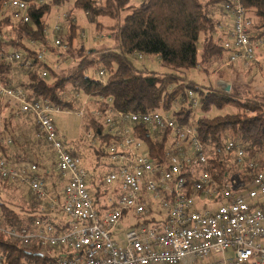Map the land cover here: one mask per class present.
<instances>
[{
  "label": "built area",
  "instance_id": "2783aa9c",
  "mask_svg": "<svg viewBox=\"0 0 264 264\" xmlns=\"http://www.w3.org/2000/svg\"><path fill=\"white\" fill-rule=\"evenodd\" d=\"M4 8L11 23H29L30 3L6 0ZM222 10L215 35L226 65L247 69L264 51V39L251 34L252 20L240 0H228ZM69 17L67 11H57L53 23L42 30L43 42L28 41L34 56L11 49L2 60L48 78L47 51L57 50L54 55L62 60L70 48L66 42ZM97 77L105 84L106 71L98 70ZM87 97L93 98L95 106L91 115L105 128V141L93 128L86 134L91 145L98 139L105 144L95 157L96 168L104 170L97 179L73 150L65 148L54 125L62 109L46 98L29 99L24 87L5 86L0 77V100L14 107L15 116L32 119L37 137L54 152L55 172L63 182L60 191L52 192L36 164L13 167L0 152V182L25 184L42 217L30 228L18 229L4 225L0 211V236L38 247L39 255L51 264H264L263 160L250 159L245 146L230 138L219 145L204 143L191 121L182 123L163 110L116 111L111 100H105L107 106L97 112L96 103L103 99ZM72 98L81 107L90 103L81 102L79 91ZM185 101L194 110L199 106L192 90L186 91ZM174 111H179L178 105ZM77 113L84 116L83 111ZM141 131L148 142L140 137ZM4 142L12 144V139ZM155 143L163 144L156 157L150 153ZM216 156L223 158V181L211 173V159ZM128 215L136 222L118 230ZM0 264L13 263L0 252Z\"/></svg>",
  "mask_w": 264,
  "mask_h": 264
},
{
  "label": "trees",
  "instance_id": "16d2710c",
  "mask_svg": "<svg viewBox=\"0 0 264 264\" xmlns=\"http://www.w3.org/2000/svg\"><path fill=\"white\" fill-rule=\"evenodd\" d=\"M5 1L0 0V77L5 86L12 85L11 72L20 71L19 66L13 68L2 60L5 53L18 49L34 56L35 50H31L27 42H43L42 30L48 25V17L53 10L68 8L69 19L71 16L77 19L75 11H81L95 28L101 32L108 31L105 36L111 38L113 46L89 52L94 59L92 61L83 55L82 50L73 48L77 25L72 22L66 42L71 47L68 50L70 56L74 55L77 60V66H69L60 72L46 69L49 72L46 79H41L35 72L22 71V76L28 73L26 83L19 80L17 84L26 89L29 99L46 98L62 110L71 111H78L77 102L69 96L76 91L85 96L94 95L96 100L103 99L96 103L97 112H102L107 106L105 100H111L112 108L123 112L169 110L178 105L179 111L175 116L186 124L194 116V109L185 101L186 91L192 90L198 96L203 110L210 106L221 109L223 105H230L234 109L233 113L213 119L203 118L192 123L202 142L219 145L230 138L245 146L250 159L264 161V96L257 98L252 94L249 97L248 93L245 98L235 97L236 95L213 86L198 87L177 74L192 68L207 72L215 64L223 62L225 52L220 45V38L215 39L214 35L215 25L224 14L222 7L228 0H140L139 3L136 0H43L41 5L38 0H23L30 3L28 24L11 23L9 11L2 10L5 9ZM240 3L252 20L251 34L264 39V0H240ZM101 17L108 18L112 26L103 28L98 22ZM70 50L74 52L71 53ZM143 56L156 57L164 73L151 71L144 66L134 67L131 57ZM93 63H96L94 66L98 70L106 71L105 84L85 73L93 67ZM5 102L7 107L6 117L2 120V133L9 135L4 137L1 133L0 140L4 139L0 141V152L13 167L27 162L36 164L40 169L44 160L37 154L45 150L50 153L49 159L55 167L54 152L42 137H37V131V139L29 140L27 131L13 123L15 118L22 119L26 115L15 116L14 107L8 105V101ZM87 118L86 127L93 128L96 135L101 133L104 137L101 141H105L100 120L93 115ZM8 137L12 139V144L4 142ZM140 137L148 142L144 131H141ZM22 143H30L31 146L19 152L17 145L22 146ZM162 146L161 143L153 144L150 148L151 155L156 157ZM94 153L96 156L101 155L100 151ZM211 161L214 163L211 173L216 179L223 181L226 172L223 158L216 156ZM245 173L251 179L250 171L246 169ZM24 202L27 205H17L18 211L8 206L13 202H7V206L0 202L4 225L18 229L30 228L37 218H42L34 197L29 195V200ZM0 252L13 264H51L45 255H39L38 247L24 246L2 235Z\"/></svg>",
  "mask_w": 264,
  "mask_h": 264
},
{
  "label": "rangeland",
  "instance_id": "374dc122",
  "mask_svg": "<svg viewBox=\"0 0 264 264\" xmlns=\"http://www.w3.org/2000/svg\"><path fill=\"white\" fill-rule=\"evenodd\" d=\"M139 2H140V0H136V3H139ZM66 9H68V8H61V9H58V11L63 12ZM68 10H66V11H68ZM55 13H56L55 10H53L50 13V15L48 17V21H47V23L49 25H51L53 23V17L55 15ZM75 15L77 17V19H75V23L77 26H76V30H75L73 48L77 47L76 49L82 50V52H84V54H83L84 56H86L89 59H91L92 61H94V59L91 57L89 52H91L92 50L97 49V48L112 47L113 44H112L111 38L105 36L108 34V31L107 32H105V31L101 32L100 29L95 28V26L93 24L88 22L87 18L85 17V15L83 16L81 11H75ZM72 22L74 23V17L71 16V19L69 20V24H68L69 29L67 30V31H69V33H70V30L72 29V28H70L72 25ZM98 22L101 23L103 28H107L109 26H112V22L108 18H105V17L99 18ZM82 34L85 35L84 39L80 38V36ZM200 38H201V40L203 39L202 36ZM214 38L217 39L218 36L214 35ZM70 51H71V53L74 52V50H70ZM52 52L54 54H58L57 50L56 51L50 50V52L47 51V55H46L47 67H45V68L48 69L49 71L60 72L64 69L68 68L69 66L70 67L71 66H74V67L77 66V60H76L75 56L74 55L70 56L69 52H67V54L64 55V58H62V60H58L56 55H54V56L52 55ZM63 59H66V60H63ZM131 62L134 65V67L143 68L142 66H144L145 68H147L151 71L159 72V73L161 72L160 74L164 73V69L161 68L156 57H147V56H143L141 58L131 57ZM257 62H259L260 65L264 64V57L261 56V53H260V55L258 54V56H257ZM94 64H96V63H93V67L91 69H89L88 71H85V73L87 74L88 77L95 79V80H98L99 78L97 77V72H98L99 68H97V66H94ZM228 66L226 65V57H224V60L222 63H220L218 65L215 64V67L208 69L207 72L199 70L198 68H192V69H189L187 71L177 72V74L186 78L185 80L192 81L198 87L205 88V87L213 86V87H216L217 89H221L223 91L222 88L225 85H229V84L224 83V81H222V80L226 79V80L230 81V78L233 74H234V76L240 75L239 70H237L236 67H235V69H236V71H235L231 67H228ZM14 67H16V66L13 65V68ZM233 72H235V73H233ZM15 76L20 77V76H22V74L17 72ZM67 87H68V89H70L71 88L70 84H68ZM245 91L243 92V91H240L239 89H234V86H232L229 89V91L226 93H231L233 95H236L235 97L245 98V97H247L245 95L250 93L248 91L245 93ZM73 93L74 92H71V94L69 96L72 97ZM79 93H80V97H81V102H84V103H87L88 101L90 102L89 104H85L82 107L79 105V103H76L77 108H78L77 110L83 111L84 116L83 117L79 116L77 111H71V110L64 109V110H61V112L54 117V125H55L56 129L58 130V133L60 135L61 140L64 142L65 148L68 150H73L74 154H76L78 157H80L82 166L87 171H88V169H91L92 171L94 169V171H95V168H96L95 157H96V155L94 152L95 151L97 152V149H101L102 147H104L105 144L104 143L101 144L100 140L98 139L97 144H95L93 146V145H91V142L86 139V134L88 132H92V128H88L85 125L86 121L88 119L87 116H91L92 112H95L94 111L95 106L91 102L93 100L92 97H87L82 92H79ZM252 94H255L257 96V98L263 97L262 95L256 94L254 92H251L249 97H251ZM7 104L10 105L9 102ZM229 106L230 105H223V107L221 109H218L214 106H210L207 110H203V109H201L200 101H199V106L194 110V116H193V119L191 120V122L196 123L197 120H200L203 118L213 119L215 117L224 116L225 114H228V113H233L234 109H232ZM6 107H7L6 102L0 100V115H1V118H0V135L4 134V133H2V129H3L2 128V120H3V117L4 118L6 117V115H5V113H6L5 108ZM163 111H165L167 114H169V115H171L177 119V117L174 115V113H176V111H174V106L171 107L169 110H163ZM13 123L14 124L17 123L18 127L20 128V120L18 118H15ZM102 130L105 131V128H103ZM19 134H21V133H18V135ZM7 135H9V134L5 133L4 137H6ZM18 137L22 138V136H18ZM31 139H33V138L30 137L29 140H31ZM2 140H0V141H2ZM30 146H31L30 143H26V144L22 143V146L17 145L19 152L22 151V149L29 148ZM15 147H16V145H15ZM35 147H36V144H35ZM37 156H39V158L44 160L42 163V166L40 168L41 174L44 175V172H48L49 176L52 179H55L54 178L55 176L53 174V170L55 171L56 168L53 166L52 160L49 159L50 153L44 150V151H40L37 154ZM103 162H105L104 159H103ZM103 172H104L103 168L98 167L97 174H102ZM3 183H5V182H3ZM12 192H13V194L11 192H7L6 190H3L1 182H0V202H3L5 204V206H7V202H13L12 205H8V206H10L12 209L18 211L19 207L17 205H27L24 201H22L20 199V196H21V194L26 195L28 193V187L24 184V185H21L15 189H13ZM10 195H12L13 198ZM9 197H11V198H9ZM26 199L29 200V197L27 196ZM31 214H33L32 210H31ZM59 218H62V216L59 215ZM135 222H136V219L133 218L132 216L128 215L127 217H124L120 221V223L118 225V230L119 229L125 230L128 227H130L132 223H135Z\"/></svg>",
  "mask_w": 264,
  "mask_h": 264
},
{
  "label": "crops",
  "instance_id": "0c3cea01",
  "mask_svg": "<svg viewBox=\"0 0 264 264\" xmlns=\"http://www.w3.org/2000/svg\"><path fill=\"white\" fill-rule=\"evenodd\" d=\"M57 11H58V9H55V12H57ZM221 18L222 17H220V19ZM27 45H28V42H27ZM52 55L54 56L53 52H52ZM261 56L264 57V51L261 52ZM228 67H231L235 71L237 69V70H239V73H240V75H238V76H234V74H233L230 78V81L226 80V79L222 80V81H224V83H228L230 88L232 86H234V89H239L240 91H243V92L246 90L245 93L248 91L250 93L254 92L256 94L264 96V64L260 65L259 62H256L254 65H252L251 67H249L247 69H244L240 66H228ZM235 67H236V69H235ZM17 72L22 73V71H18V70H14L13 73L11 72V76H10L11 84L18 86L17 83L19 80L26 83L27 76L25 74H23V76L17 77V76H15ZM233 73H235V72H233ZM18 119L20 120V128L24 131H27L26 133L29 135V137L36 140L37 139L36 129L34 127L32 119L27 115L24 117L22 116V119H20V118H18ZM24 131H22V132L25 133ZM96 167H97V165H96ZM95 171H96V173H95ZM95 171H94V169H93V171L91 169H88V172L91 174L92 178L97 179L98 169L95 168ZM46 173L47 174H45V172H44V175H43L40 172V175L42 176V179L45 181L47 188L52 192L60 191L63 182L57 177L56 172L53 170V174L55 176L54 177L55 179H52L49 176L48 172H46ZM1 185H2L3 190H6L7 192H11L12 194H13L12 190L17 188V186L15 187L14 185H11L10 182L1 183ZM29 195H30V192L28 190V193L26 195L21 194L20 199L22 201H26L27 200L26 198H27V196L29 197ZM10 196H12V195H10ZM12 198H13V196H12Z\"/></svg>",
  "mask_w": 264,
  "mask_h": 264
},
{
  "label": "water",
  "instance_id": "95a60500",
  "mask_svg": "<svg viewBox=\"0 0 264 264\" xmlns=\"http://www.w3.org/2000/svg\"><path fill=\"white\" fill-rule=\"evenodd\" d=\"M222 89H223V91L228 92L230 87H229V85H225Z\"/></svg>",
  "mask_w": 264,
  "mask_h": 264
}]
</instances>
